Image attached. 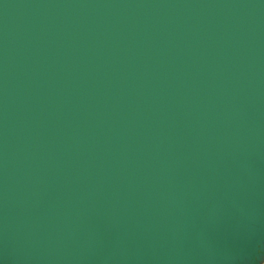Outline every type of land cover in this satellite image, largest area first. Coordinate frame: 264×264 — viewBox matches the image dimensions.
I'll return each mask as SVG.
<instances>
[{
    "label": "water",
    "instance_id": "water-1",
    "mask_svg": "<svg viewBox=\"0 0 264 264\" xmlns=\"http://www.w3.org/2000/svg\"><path fill=\"white\" fill-rule=\"evenodd\" d=\"M264 0H0V264H262Z\"/></svg>",
    "mask_w": 264,
    "mask_h": 264
},
{
    "label": "rangeland",
    "instance_id": "rangeland-1",
    "mask_svg": "<svg viewBox=\"0 0 264 264\" xmlns=\"http://www.w3.org/2000/svg\"><path fill=\"white\" fill-rule=\"evenodd\" d=\"M262 264H264V260L262 261Z\"/></svg>",
    "mask_w": 264,
    "mask_h": 264
}]
</instances>
